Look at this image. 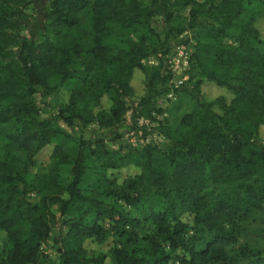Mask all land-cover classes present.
<instances>
[{"label": "trees", "instance_id": "1", "mask_svg": "<svg viewBox=\"0 0 264 264\" xmlns=\"http://www.w3.org/2000/svg\"><path fill=\"white\" fill-rule=\"evenodd\" d=\"M257 2L264 0H48L44 30L31 38L23 32L31 0H0V130L19 127L0 159V231L8 233L0 264L43 260L54 205L59 264H264L236 230L264 215V14L251 11ZM186 8L187 22L174 27L176 10ZM140 24L147 33L136 36ZM159 25L192 33L191 85L175 88L162 64H145L162 47L169 51ZM231 30L235 44L225 41ZM75 78L82 86L46 114L40 100ZM171 92L193 103L178 126L165 124L162 146L110 149L58 123L96 120L110 128L124 120L129 101L138 118L153 121L171 105Z\"/></svg>", "mask_w": 264, "mask_h": 264}, {"label": "rangeland", "instance_id": "2", "mask_svg": "<svg viewBox=\"0 0 264 264\" xmlns=\"http://www.w3.org/2000/svg\"><path fill=\"white\" fill-rule=\"evenodd\" d=\"M48 0H31L30 8L32 13V20L27 23L24 34L31 37L37 38L40 33L44 30L46 22V7ZM189 9L176 10V20L172 22L174 27L185 25L187 22L186 17L188 16ZM251 11L256 15L264 14V2H257L251 7ZM90 21V15L87 13L83 17V25H87ZM158 40H162L166 44L169 51L165 54V47H162L158 54L144 60L147 66L163 65V71L171 74L169 82L175 88H182L184 83H187L190 75L193 71H190L191 62L188 66L180 65L176 68L174 61L177 56V50L179 46H187L194 52L195 41L190 39V42H186V38L191 37L192 33L185 31L182 34L172 33L169 31L166 25H159ZM259 28L264 33V18L259 22ZM147 33L146 26L140 24L136 27L134 35ZM235 30H231L225 41L230 44H235ZM155 43L158 42L157 38H154ZM152 39V40H153ZM57 77L53 78L52 84L57 82ZM195 80V79H194ZM182 81V82H181ZM137 85L140 83V79L136 80ZM82 80L75 78L71 79L66 83L67 90L57 95H51L46 100H40L42 103L43 111L48 115L56 113L58 108L69 98L70 90L74 88H80L82 86ZM187 84H190L188 82ZM191 85V84H190ZM207 89L214 91L212 83L207 82ZM184 93V92H183ZM171 105L167 108L166 112L162 115L157 116L153 121H145L138 118L135 114V102L129 101L128 111L124 117V120L116 126L110 128L101 127L96 120L90 121L87 124H83L79 121H75L72 126H68L63 121L58 123L67 131L81 135L85 139L96 141L98 139H104L107 147L110 149H118L120 146H141L147 142L158 143L160 146L167 144V140L164 136L163 130L168 126H178L179 121L183 113L190 111L192 108L193 99L185 94L171 92ZM40 99V98H39ZM43 101V102H42ZM46 101V102H44ZM46 103V104H45ZM166 121V123H165ZM16 123H7L1 126L0 132V159L3 156V147L7 143L8 135L18 129ZM116 133H120V137H116ZM41 161H44L43 165L46 164L47 156L42 155ZM70 172L68 167L62 168V182L63 184L68 183L70 180ZM211 189V188H210ZM113 202L110 198L107 199ZM53 211L57 215V221L53 224V229L50 238L42 245L43 260L38 264H59L60 263V252H59V212L58 206H53ZM255 219L247 220L241 228V223L236 226L240 243H249L250 246L256 250L261 251L264 254V215L261 213L255 215ZM202 231L199 235H202ZM8 233L5 230L0 231V251L6 242ZM2 253V252H1ZM4 257V254L2 253Z\"/></svg>", "mask_w": 264, "mask_h": 264}, {"label": "built area", "instance_id": "3", "mask_svg": "<svg viewBox=\"0 0 264 264\" xmlns=\"http://www.w3.org/2000/svg\"><path fill=\"white\" fill-rule=\"evenodd\" d=\"M191 56V49H189L187 46H179L177 50V56L174 59L176 63V68L180 65L188 66L190 63Z\"/></svg>", "mask_w": 264, "mask_h": 264}]
</instances>
